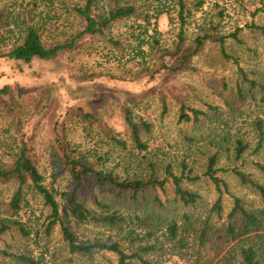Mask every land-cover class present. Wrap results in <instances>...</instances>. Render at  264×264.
Segmentation results:
<instances>
[{
    "label": "rangeland",
    "instance_id": "rangeland-1",
    "mask_svg": "<svg viewBox=\"0 0 264 264\" xmlns=\"http://www.w3.org/2000/svg\"><path fill=\"white\" fill-rule=\"evenodd\" d=\"M11 1L2 3L8 5ZM21 1L28 0H15L16 7ZM176 1L139 0L141 8L137 17L116 21L108 30L121 45L91 38L76 51L54 60H33L31 64L0 57V88L7 85L15 102L9 110L1 100H9V96L0 95V163L5 164L12 150L9 145L19 140L26 142L44 183L59 204L60 223L79 242L119 240L129 250L128 232L133 230L142 236L151 231L147 241L154 243L156 249L144 254L151 264H194V229L208 217L210 232L201 246L202 264H238V249L247 245L256 250L259 264H264V202L231 172V168L237 167L264 185V173L255 166L256 162L264 164V141L255 150L257 121L264 131V0H201L200 6L196 5L198 0H186L190 11L186 38L193 39L205 22L216 25L217 35L238 29V41L225 39V49L232 58H224L218 43L211 42L193 57V69L180 73L157 72L160 51L152 47V40L159 38L161 49L172 48L178 30ZM37 3L35 15L43 8L41 2L37 0ZM107 4L108 0H99L102 9ZM60 6L52 5L58 13ZM157 9L163 12L157 13ZM64 13L55 26L79 25L76 16ZM145 14L149 15L148 21ZM47 25L51 30L55 28L50 23ZM238 66L247 78L257 82L256 86L242 79ZM180 104L205 110L207 116L197 122L179 121ZM124 105L131 109L139 124L144 121L150 125L149 131L141 132L147 146L144 150L131 143L121 109ZM206 105L215 109L210 110ZM85 111L95 114L98 121L83 120L80 114ZM62 137L74 156L96 170L113 171L121 177L143 174L148 162L154 163L160 177L165 175L167 164L178 175L184 162L191 170L190 175L199 177L183 178L182 186L198 198L188 205L175 200L170 182L165 191L147 190L135 198L118 197L111 187L100 188L85 179L74 190L75 202L91 216L117 211L125 220L116 226L82 221L73 213V203L69 200L75 184L61 157ZM237 140L247 145L239 158H235ZM212 154L216 155V174L226 182L219 214L212 209L218 191L204 175L206 160ZM14 187L12 182H0V217L19 220L29 234L23 237L16 230L8 231L0 237V248L9 244L15 250L24 244L33 254L47 250L45 261L63 264L66 250L59 223L49 234H44L43 222L49 210L28 184L23 188L18 213L11 216L6 202ZM234 196L258 218L257 224L246 233L245 220L239 212L231 218L227 216ZM172 221L179 227L176 236L170 238L166 228ZM181 237L186 240L183 247L177 242ZM72 258L78 264H115L116 261L115 255L106 251L75 254ZM0 264L14 263L0 256ZM129 264L140 262L132 260Z\"/></svg>",
    "mask_w": 264,
    "mask_h": 264
},
{
    "label": "trees",
    "instance_id": "trees-1",
    "mask_svg": "<svg viewBox=\"0 0 264 264\" xmlns=\"http://www.w3.org/2000/svg\"><path fill=\"white\" fill-rule=\"evenodd\" d=\"M0 0V57L16 62L31 64L33 60H54L63 54L76 51L84 45V41L91 38L104 39L114 46L121 45V42L109 35L108 30L116 21L128 18H135L139 15L141 5L139 0H108L107 8L102 9L99 6V0H38L42 3L45 10H38L35 15V8L37 0H28L26 3L21 1L18 7L15 5V0H12L8 5L2 3ZM201 0H198L196 5H201ZM61 4L60 12L54 11L52 5ZM178 11L176 19L178 23V30L172 48L161 49L159 47V38L152 40L154 49L160 51L158 60L159 65L156 71H167L171 73H180L188 69H193L192 59L196 56L202 48L211 42L218 43L219 52L224 58H232L225 49V39L230 37L238 41V29L226 35L215 34L216 25L212 22H205L199 26L198 32L190 41L185 35V25L190 14L187 8L186 0H177ZM58 7V6H57ZM62 9V10H61ZM99 9V10H97ZM53 11V13H52ZM64 14H71L76 16L78 26L59 28L55 24L59 22L61 16ZM163 10L157 9L158 12ZM157 15V14H155ZM148 21L149 15H144ZM50 23L55 26L50 29L47 25ZM253 27H258L253 25ZM63 29V30H62ZM169 60H166L165 58ZM237 63V60L233 58ZM238 71L243 80H247L250 86H256L257 82L251 78H247L244 70L238 66ZM262 87L261 84H259ZM0 95L9 96V100L1 99L7 105L9 110H12L15 102L7 85L0 88ZM163 111L166 109L164 99H161ZM208 109L214 110L215 107L206 105ZM122 113L125 125L128 128L131 143L135 145L138 150L147 148L146 142L141 139V132L149 131L150 125L142 121L139 124L132 116L131 109L126 105L122 106ZM83 120L88 122L98 121L95 114L85 111L81 115ZM207 116L205 110L189 107L180 104L179 107V121L197 122L201 117ZM100 125H103L99 122ZM103 127H105L103 125ZM257 129V141L255 150L261 148L264 141V131L260 121L255 124ZM64 136V135H63ZM110 138L117 143H122L118 138L110 135ZM61 143V157L69 170L75 188L72 190L69 200L73 203V213L77 215L82 221L102 222L109 226H116L124 221V217L120 216L117 211H112L102 216H91L83 206L75 202L74 190L80 186L85 179H90L100 188L111 187L115 190L118 197L130 196L135 198L137 195L144 194L147 190L160 189L165 191V186L170 182L174 199L182 202L184 205L193 204L198 198V195L182 186V179H197L199 176H191V170L184 162L181 164L180 174L172 172L170 165H166L165 175L160 177L158 169L152 162H148L147 170L143 174H133L132 176H124L114 173L113 171L96 170L91 164L77 158L73 155V150L69 148L68 142L64 137L60 140ZM15 146V147H13ZM12 150L8 152L5 164L0 163V182L14 183L15 187L6 202V209L10 215H15L20 209V202L23 198V188L28 184L34 191L39 194L43 200L44 205L48 208L49 214L46 217V222H43L44 234H49L54 225L59 223L61 232V241L66 250L64 263L78 264L72 258L75 254H91L93 252H110L115 255V264H129L132 260H137L140 264H151L149 260L144 257V254L155 250L156 245L149 243L147 239L152 236L151 231L145 232L144 235L138 233L128 232L129 250H125L119 240L103 241V242H79L76 240L74 234L59 221V204L54 197L53 191L44 183L43 175L40 173L33 158L30 156L28 146L23 140H19L13 145ZM247 148L246 144L237 140L235 146V158H239L243 151ZM216 155H210L206 160L204 175L214 184L218 191V196L213 203L212 209L217 214L221 211L222 187H226V182L223 178L216 174L215 168ZM255 166L264 173V164L256 162ZM231 172L237 180L252 190H254L264 202V185L254 179L250 174L238 169L231 168ZM156 199L157 196H155ZM237 212L245 220L244 232H248L258 222V218L243 207L241 199L237 196L233 197V205L229 210L228 218L233 217ZM178 225L172 221L167 225V232L170 238L176 236ZM228 229L232 231V226L228 224ZM12 230L20 232L23 237L29 234L27 228L23 223L17 219L10 217H0V237ZM210 226L209 218L207 217L201 226L194 229L193 241L196 248L193 249L195 256L194 264H202L201 246L205 243L209 236ZM134 234V235H132ZM146 238V239H144ZM137 243L134 247L132 245ZM181 247L186 244V240L181 237L177 239ZM47 250L38 254H33L32 251L24 244L17 246L15 250L10 249V245L1 249L0 256L7 258L10 263L14 264H52L48 260L45 261V253ZM239 263L238 264H259L256 250L251 246H240L238 249ZM63 263V264H64Z\"/></svg>",
    "mask_w": 264,
    "mask_h": 264
}]
</instances>
